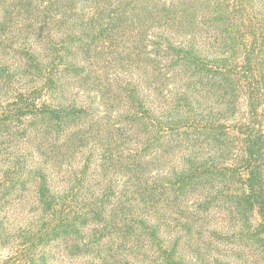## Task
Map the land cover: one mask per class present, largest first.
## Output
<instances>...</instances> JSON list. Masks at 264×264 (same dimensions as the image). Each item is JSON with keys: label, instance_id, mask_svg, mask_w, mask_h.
Instances as JSON below:
<instances>
[{"label": "trees", "instance_id": "1", "mask_svg": "<svg viewBox=\"0 0 264 264\" xmlns=\"http://www.w3.org/2000/svg\"><path fill=\"white\" fill-rule=\"evenodd\" d=\"M124 34L156 49L153 113L127 103L152 130L137 158L104 128L114 98L73 92ZM0 246L24 264L57 247L67 264H264V0H0Z\"/></svg>", "mask_w": 264, "mask_h": 264}, {"label": "rangeland", "instance_id": "2", "mask_svg": "<svg viewBox=\"0 0 264 264\" xmlns=\"http://www.w3.org/2000/svg\"><path fill=\"white\" fill-rule=\"evenodd\" d=\"M148 39L152 40L153 38L150 37ZM149 43L147 38H139V36L135 34H124L114 39L108 38L103 53L105 56H108L106 59H111L113 63H106L101 65L100 69H94L93 75L96 80L91 81L93 85L90 91H86L83 94L78 88L73 90L74 93L79 92L78 95L80 97L82 95H87L96 102L102 100V97H100V90L104 89V97L112 96L114 98L115 102L112 104L113 107L109 108L108 113L107 120H109V124L107 126L104 125V128L108 130V126L110 125L109 132L121 136V138H114L113 140L115 143L119 144V149L124 152L123 154L125 156L132 158H137L135 157L137 154L141 155L138 152L141 147L143 148L144 137L150 135L152 132L150 127H147V122L142 123L141 119H135L134 117L133 119L135 120L130 121L129 118L134 116L135 113L134 111H132V113L131 111L129 112L127 108V103H132L134 106H138L139 111H142V113H153L152 106L149 103V101H153L151 100L153 96L148 98L150 93L144 87L145 84L149 90L155 89L156 87L155 81L153 80V67L156 64V56L154 53L156 49L150 46ZM114 53H117V55H113ZM142 80L144 81L143 84ZM142 90L144 91L143 95L141 94L143 97L140 95V91ZM162 94L166 95L165 88L162 90ZM138 95L141 98L140 101L136 103L135 100ZM2 99L5 102L8 101L5 98ZM45 100L46 97L44 96L39 99V103L41 104ZM142 100L144 103H142ZM100 109L104 110V108ZM142 113L139 115L141 116ZM103 134L105 136L106 132ZM109 138L110 137H108L104 143L111 142ZM103 152V149L100 151L96 150V153ZM104 153L106 154V152ZM95 156L99 157L100 155L94 153V157ZM89 178H91L90 172ZM94 228H96L94 225L89 226V224L81 227L79 229L81 238L86 239L93 236L94 233L92 229ZM95 237L101 238L99 234H95ZM108 239L109 238H107V240ZM61 249H63V247H57L51 251L50 255L56 259L52 264H67L66 258L65 262L62 261L63 254ZM7 261L9 262L6 263ZM25 262L26 261L22 259L16 251L10 252L5 247L0 246V264H24Z\"/></svg>", "mask_w": 264, "mask_h": 264}]
</instances>
